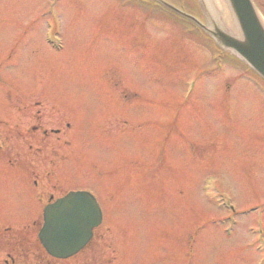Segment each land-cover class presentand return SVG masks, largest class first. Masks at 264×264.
Here are the masks:
<instances>
[{
	"label": "rangeland",
	"instance_id": "rangeland-1",
	"mask_svg": "<svg viewBox=\"0 0 264 264\" xmlns=\"http://www.w3.org/2000/svg\"><path fill=\"white\" fill-rule=\"evenodd\" d=\"M59 1L0 0V224L37 218L42 192L88 190L125 230L116 264H264V82L149 1ZM100 244L71 264H112Z\"/></svg>",
	"mask_w": 264,
	"mask_h": 264
},
{
	"label": "water",
	"instance_id": "water-1",
	"mask_svg": "<svg viewBox=\"0 0 264 264\" xmlns=\"http://www.w3.org/2000/svg\"><path fill=\"white\" fill-rule=\"evenodd\" d=\"M158 1L195 23L219 48L234 53L264 79V23L251 1L198 0L209 27L165 1ZM218 6L223 10L217 11ZM53 216L57 225L51 222L54 221ZM100 220L99 209L84 194H73L49 209L42 237L59 238L60 245L54 254L63 253L65 248V253L74 252L86 244L91 229Z\"/></svg>",
	"mask_w": 264,
	"mask_h": 264
},
{
	"label": "bare ground",
	"instance_id": "bare-ground-1",
	"mask_svg": "<svg viewBox=\"0 0 264 264\" xmlns=\"http://www.w3.org/2000/svg\"><path fill=\"white\" fill-rule=\"evenodd\" d=\"M63 0H60L59 2H62ZM249 1H251V0H249ZM264 1V0H263ZM59 2L53 7V11H55V8H57L58 6H59ZM219 2V1H218ZM216 4H217V1H216ZM219 4H220V2H219ZM252 4L254 5V7H259L260 6V2H259V0H257V1H252ZM206 26H208V25H206ZM209 27V26H208ZM248 77H251V75L250 74H248ZM24 232V231H23Z\"/></svg>",
	"mask_w": 264,
	"mask_h": 264
}]
</instances>
